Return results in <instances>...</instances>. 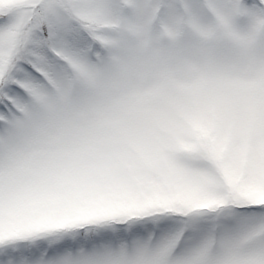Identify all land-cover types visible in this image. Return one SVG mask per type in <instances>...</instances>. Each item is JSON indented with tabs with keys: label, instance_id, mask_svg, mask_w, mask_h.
Here are the masks:
<instances>
[{
	"label": "snow or ice",
	"instance_id": "6c2138e0",
	"mask_svg": "<svg viewBox=\"0 0 264 264\" xmlns=\"http://www.w3.org/2000/svg\"><path fill=\"white\" fill-rule=\"evenodd\" d=\"M0 264H264V0H0Z\"/></svg>",
	"mask_w": 264,
	"mask_h": 264
}]
</instances>
